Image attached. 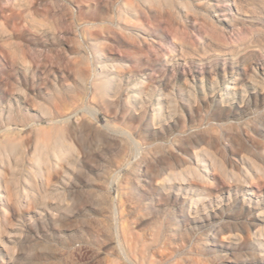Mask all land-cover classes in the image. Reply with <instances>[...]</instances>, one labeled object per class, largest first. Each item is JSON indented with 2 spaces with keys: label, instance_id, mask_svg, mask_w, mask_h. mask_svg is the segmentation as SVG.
I'll return each instance as SVG.
<instances>
[{
  "label": "rangeland",
  "instance_id": "374dc122",
  "mask_svg": "<svg viewBox=\"0 0 264 264\" xmlns=\"http://www.w3.org/2000/svg\"><path fill=\"white\" fill-rule=\"evenodd\" d=\"M0 147V264H264V0H0Z\"/></svg>",
  "mask_w": 264,
  "mask_h": 264
},
{
  "label": "bare ground",
  "instance_id": "6f19581e",
  "mask_svg": "<svg viewBox=\"0 0 264 264\" xmlns=\"http://www.w3.org/2000/svg\"><path fill=\"white\" fill-rule=\"evenodd\" d=\"M233 1L236 2V0H233ZM234 89H235V85L232 83V81L227 82L224 85V91H225L224 95L226 94L229 95L231 91ZM41 140H42L41 144L44 145L43 147L48 148L49 145L52 144L53 141H57L59 144H66L69 141V137L66 135V132L63 130L57 136L46 135V136H43ZM7 146L9 147L11 146V140L7 141V144L5 147ZM195 174L198 175L199 177H203L202 170L199 168L195 169ZM0 188H1V185H0ZM28 196L29 195H28L27 190L24 189L22 193L23 200H28Z\"/></svg>",
  "mask_w": 264,
  "mask_h": 264
}]
</instances>
